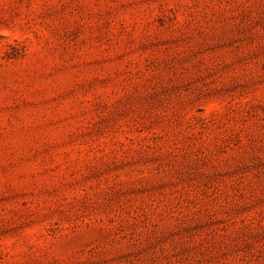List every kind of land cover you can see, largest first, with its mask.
<instances>
[{"label": "rangeland", "instance_id": "374dc122", "mask_svg": "<svg viewBox=\"0 0 264 264\" xmlns=\"http://www.w3.org/2000/svg\"><path fill=\"white\" fill-rule=\"evenodd\" d=\"M0 264H264V0H0Z\"/></svg>", "mask_w": 264, "mask_h": 264}]
</instances>
